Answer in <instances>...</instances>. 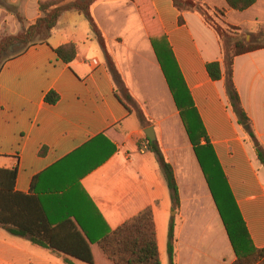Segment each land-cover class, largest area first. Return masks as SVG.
<instances>
[{
	"label": "crops",
	"instance_id": "1",
	"mask_svg": "<svg viewBox=\"0 0 264 264\" xmlns=\"http://www.w3.org/2000/svg\"><path fill=\"white\" fill-rule=\"evenodd\" d=\"M41 0H0V36L15 35L40 16ZM222 24L239 27L247 43L264 34V0L245 10L227 0H199ZM93 16L105 47L84 14L65 11L47 42L30 45L0 68V168H17L15 190L40 197L54 227L73 219L92 240L151 207L161 264L175 220V264H232L236 253L206 176L177 109L151 32L165 35L226 177L253 244L264 249V166L225 89L226 66L215 29L196 10L173 0H99ZM155 15L156 19L150 17ZM183 17L184 23L179 22ZM73 42L64 62L56 49ZM112 56L131 95L152 120L172 164L180 208L148 148L144 126L121 101L106 65ZM218 61L213 80L207 64ZM233 81L251 126L264 147V48L235 56ZM50 92L56 103L46 101ZM205 138L201 144L205 145ZM95 165L82 175L83 168ZM79 186V187H78ZM78 188L82 191L80 193ZM84 198V199H83ZM174 211V212H173ZM58 243L68 242V229ZM94 264H115L91 242ZM65 254L39 247L0 225V264H66ZM75 264H90L73 258Z\"/></svg>",
	"mask_w": 264,
	"mask_h": 264
},
{
	"label": "trees",
	"instance_id": "2",
	"mask_svg": "<svg viewBox=\"0 0 264 264\" xmlns=\"http://www.w3.org/2000/svg\"><path fill=\"white\" fill-rule=\"evenodd\" d=\"M97 1L99 0H72L70 2L67 0H41L40 11L43 13L42 16L19 33L0 38L1 40L5 39V42L2 43L0 40V58H3L0 61V68L7 59L25 51L30 45L47 42L59 18L68 10H76L84 14L92 26L95 36L105 47L104 37L92 13V6ZM173 2L181 12L198 11L207 23L215 29L221 41L225 60V89L230 106L237 116L238 123L245 128L258 160L264 166V147L252 129L251 119L242 105L233 81L232 70L235 56L264 48V34L257 41L247 43L239 27L222 24L216 16L210 13V8L199 0H173ZM227 2L231 8L245 10L253 5L256 0H227ZM150 18L156 19L155 15ZM179 22L184 23L182 16L179 18ZM151 41L236 253V259L232 264H264V249L257 248L252 242L165 35L160 32L158 34L151 32ZM18 45H23L21 50L12 52ZM56 52L64 62L71 63L77 56L78 48L75 43L69 42L59 46ZM105 59L121 101L144 126L152 125V120L145 115L125 85L112 56L106 48ZM207 70L213 80H220L223 77L221 64L218 61L208 63ZM58 98L55 92H50L46 96V101L53 104L57 102ZM202 138L207 141L205 145L201 144ZM147 146L154 153L167 181L171 191L173 210H178L181 204L174 168L166 158L158 140L149 141ZM94 166L91 164L83 168L82 175L92 170ZM16 178V167L0 168V225L9 233L28 237L33 244L49 249L56 254H65L66 264H75L73 258L94 264L95 257L91 247L93 241L115 264H161L156 225L151 207L146 208L114 230L106 228L98 239L92 240L89 235L79 229L77 223L71 218L66 219L56 227L52 226L46 214L44 216L38 214L39 211H44L40 197L15 190ZM78 191L82 193L79 188ZM220 197H222L223 203H221ZM63 228L69 231L67 234L68 242L58 243L65 234L59 232ZM175 246V220L173 218L169 225L167 244L170 264H175Z\"/></svg>",
	"mask_w": 264,
	"mask_h": 264
},
{
	"label": "water",
	"instance_id": "3",
	"mask_svg": "<svg viewBox=\"0 0 264 264\" xmlns=\"http://www.w3.org/2000/svg\"><path fill=\"white\" fill-rule=\"evenodd\" d=\"M145 133L148 137V139L153 142L157 140L156 133H155V127L154 126H149L145 129Z\"/></svg>",
	"mask_w": 264,
	"mask_h": 264
},
{
	"label": "rangeland",
	"instance_id": "4",
	"mask_svg": "<svg viewBox=\"0 0 264 264\" xmlns=\"http://www.w3.org/2000/svg\"><path fill=\"white\" fill-rule=\"evenodd\" d=\"M43 1H44V0H43ZM70 1H72V0H67V2H70ZM210 13L213 14L211 11H210ZM42 15H43V14H42ZM25 29H26V28H25ZM5 36H7V35L0 36V38L5 37ZM0 40H1V39H0ZM4 40H5V39H2V40H1V43H2V42H5ZM245 42H247L246 39H245ZM249 42H252V37L249 38ZM22 47H23V45H18V46H16V47L12 50V52H19V51L21 50ZM2 60H3V58H0V61H2ZM181 118H182V117H181ZM182 121H183V119H182ZM221 198H222V197H220V201H221V203H223ZM173 212H174V211H173ZM170 222H171V221H170Z\"/></svg>",
	"mask_w": 264,
	"mask_h": 264
}]
</instances>
